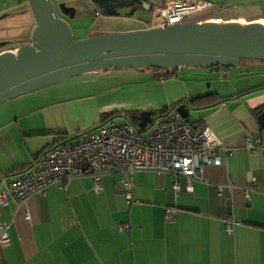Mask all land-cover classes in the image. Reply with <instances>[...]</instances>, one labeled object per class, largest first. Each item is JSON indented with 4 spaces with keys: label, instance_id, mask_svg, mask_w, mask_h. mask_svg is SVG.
<instances>
[{
    "label": "crops",
    "instance_id": "0c3cea01",
    "mask_svg": "<svg viewBox=\"0 0 264 264\" xmlns=\"http://www.w3.org/2000/svg\"><path fill=\"white\" fill-rule=\"evenodd\" d=\"M163 1H134L117 15L104 14L91 0L51 3L83 5L80 15L90 11L101 19L103 29L92 33L84 28L79 34L78 23L70 25L81 37L107 33L124 19L129 27L117 28H147L150 10ZM207 1L202 10L210 13L196 20L264 21V0ZM240 5L255 13L214 14ZM238 64L224 67L225 79L206 71L209 88L183 66L162 73L149 67L109 68L65 78L67 83L53 84L60 89L49 94L35 90L0 102V173L28 165L46 148L101 125H135L134 116L142 109L153 117L180 103L187 121L208 124L226 148H218V164L202 165L203 178L191 181V191L181 175L174 194V174L140 169L132 176L137 201L127 204L122 187L127 174L114 167L100 175L98 191L83 174L49 184L43 194L18 205L8 200L0 206V223L7 225L9 236L0 247V264H264V154L243 146L245 137L264 141V127L256 119L264 108V60ZM205 94L217 99L189 104ZM167 206L176 210L165 220ZM226 218L233 221L231 231L225 229ZM124 221L129 227L118 230Z\"/></svg>",
    "mask_w": 264,
    "mask_h": 264
},
{
    "label": "water",
    "instance_id": "95a60500",
    "mask_svg": "<svg viewBox=\"0 0 264 264\" xmlns=\"http://www.w3.org/2000/svg\"><path fill=\"white\" fill-rule=\"evenodd\" d=\"M34 19L30 40L0 50V102L59 80L109 68L237 66L241 58L264 59V21L190 20L140 29L90 35L73 40L68 24L50 0H27ZM104 14L141 0H91ZM2 43H0L1 45ZM175 109L187 116L184 104ZM264 127V108L256 116ZM151 112L138 111L143 129Z\"/></svg>",
    "mask_w": 264,
    "mask_h": 264
},
{
    "label": "built area",
    "instance_id": "2783aa9c",
    "mask_svg": "<svg viewBox=\"0 0 264 264\" xmlns=\"http://www.w3.org/2000/svg\"><path fill=\"white\" fill-rule=\"evenodd\" d=\"M207 0H164L161 6L150 10L148 27L164 26L183 19L207 7ZM225 68L219 70L222 74ZM224 106V102H221ZM243 146L248 150H259L264 154V141L245 137ZM221 139L206 123H195L182 118L175 108L166 109L143 129L126 122L101 125L77 138L66 140L40 152L31 163L15 171L0 173V206L8 200L16 205L28 196L43 194L54 182L72 176L87 174L93 189L100 190V175L116 167L127 174L122 181L125 202H136L133 192V173L137 170H154L174 174L171 188L178 190L177 176L185 180L186 190H192L191 181L203 178V164L220 162L218 148ZM226 149V148H225ZM228 154L229 150L226 151ZM175 208L167 206L163 218L171 219ZM27 216V214H25ZM233 221L225 219V229L231 231ZM129 227V222L117 224L118 230ZM9 243L7 225L0 223V247Z\"/></svg>",
    "mask_w": 264,
    "mask_h": 264
},
{
    "label": "rangeland",
    "instance_id": "374dc122",
    "mask_svg": "<svg viewBox=\"0 0 264 264\" xmlns=\"http://www.w3.org/2000/svg\"><path fill=\"white\" fill-rule=\"evenodd\" d=\"M52 3L55 6L54 9H55L57 16L62 18L68 24V26L71 30V35H72L73 40L78 39V38H82V37H87V35L77 37L78 34L72 31V28L70 25L74 24L75 22L78 23V26L81 29L79 31V34L85 33L84 28H86V33L87 32L92 33V31H94V30L103 29V27H101V25H102L101 19H98V17L93 12L92 13L94 15L92 13H90V11H88L87 14H85V15L79 14V11L82 10L83 5H81L79 7L78 4L72 5V6H67L65 4H61L59 6L58 4H55V2H52ZM67 7H69V8H67ZM86 9H88V10L91 9V11H92L91 7L90 8L85 7V10ZM125 9H127V5H125L123 7H119L117 10H125ZM66 10L68 11V13L65 12ZM203 11L204 10H200V11H196V12H193V13L187 15L183 19L182 22L200 19L203 16H205L206 14L210 13L209 9H208V11H204V12ZM236 13H242L246 16H250L251 14L255 13V9H246L245 6L240 5L239 7H235V8L231 7L228 10L223 9L221 11H214V14H221V15H228V14L229 15H235ZM130 24H132V23H130ZM34 25H35V19H34V16H33V13H32V10H31V7H30L28 1L26 2L24 0H0V43H2L0 45V49L10 47V46L24 44V41H27L28 38L30 37ZM111 27H114V29H111L112 31L109 30V32L132 30V28H125V29L117 28V27H129V24L125 22V19L122 22L121 21L116 22V24L111 25ZM111 27H109V29ZM106 28H108V27H106ZM244 60H252V59L251 58H241L240 62H243ZM260 60H264V59H260ZM238 65L237 66H227V65H220L219 64V65H214V66H209V67H186V66H183V70H185L186 68H192V69H189L188 75L191 77L192 76L194 77V75H195V77H197L199 79L198 84H200L201 87L209 88V79H210L209 73L211 70L214 71L213 74L216 75V78L218 77L221 79H225L226 77H228L227 73L224 74V76L221 75L219 73L218 68L223 69L224 67H226L227 69H232L234 67H238ZM149 69L158 70L161 73L164 72V70L160 69V68L149 67ZM136 71H141V70L137 68ZM206 71L209 73H207ZM243 73H246V72L244 71ZM245 76H247V74H245ZM66 79L59 80L55 83L48 84L46 86H43V87L35 89V90H42L43 89L47 94H49L52 92V88L54 90L60 89L59 87H56L53 84H65V83H67V82H65ZM59 82H61V83H59ZM79 89L81 91L85 90L84 87L79 88ZM35 90H32V91H35ZM133 126L136 128V124Z\"/></svg>",
    "mask_w": 264,
    "mask_h": 264
},
{
    "label": "trees",
    "instance_id": "16d2710c",
    "mask_svg": "<svg viewBox=\"0 0 264 264\" xmlns=\"http://www.w3.org/2000/svg\"><path fill=\"white\" fill-rule=\"evenodd\" d=\"M215 99H217L216 94L199 95V96H196V97H193V98L189 99V104L193 105V106H197V105H202L204 103H208L209 101H213ZM128 113L130 115H134L135 112L130 111ZM134 119H135V116H134Z\"/></svg>",
    "mask_w": 264,
    "mask_h": 264
},
{
    "label": "bare ground",
    "instance_id": "6f19581e",
    "mask_svg": "<svg viewBox=\"0 0 264 264\" xmlns=\"http://www.w3.org/2000/svg\"><path fill=\"white\" fill-rule=\"evenodd\" d=\"M237 21L241 22L240 20H237Z\"/></svg>",
    "mask_w": 264,
    "mask_h": 264
}]
</instances>
